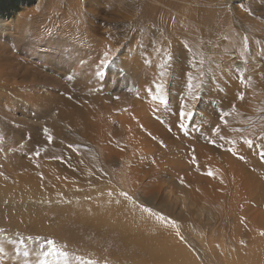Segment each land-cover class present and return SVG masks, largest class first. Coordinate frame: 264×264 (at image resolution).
Wrapping results in <instances>:
<instances>
[{
	"label": "rangeland",
	"instance_id": "rangeland-1",
	"mask_svg": "<svg viewBox=\"0 0 264 264\" xmlns=\"http://www.w3.org/2000/svg\"><path fill=\"white\" fill-rule=\"evenodd\" d=\"M3 1L0 0V58L5 69L0 70V188L4 193L0 194V264H225L227 258L222 252L228 251L244 264L249 250L261 248L263 237L256 235L260 239L250 237L248 243H243L238 235L249 228L255 231L246 219L250 212L264 211V201H252L254 209L236 211L218 224L215 217L208 218L194 207H186L180 199L186 193L185 187L177 182L188 181L181 176V162L194 154L207 156L212 140L222 146L219 141L236 132L249 141L248 149L253 148L251 142H256L253 150L257 148V152H248L250 161L246 165L253 167V160L258 163V171L264 168V89L252 84L264 81V66L254 69L233 56L225 60L219 50V33L207 30L201 35L197 25L183 29L173 25L176 18L190 19L184 9L169 12L174 19L165 22L160 19L158 0H136L140 10L151 6L154 21L146 14L137 17L128 8L127 15L132 16L118 28L105 24L101 5L96 3L97 14H88L89 25H93L92 31L87 30L91 34L88 38H76L63 31L50 34V23L68 16L67 8L60 11L52 4L39 15L29 17L30 28L16 34L17 21L12 14L32 10L37 1ZM195 1L191 3L199 4L194 8L200 13H193L192 19L197 15L213 17V9L221 0ZM244 1L233 0L232 5H242ZM250 6L255 9L249 5L244 10L249 12ZM259 12L254 10L253 15L263 19ZM180 13L185 14L181 16L184 19L179 18ZM81 14L85 15L79 11ZM108 33L115 38H108ZM104 52L108 53L102 66L105 76L97 77L94 72L105 61ZM161 79L165 88L156 83L153 90V82ZM235 93L239 102L232 97ZM153 119L168 132V144L154 132L146 133L148 140H140L139 128L146 129ZM132 130L136 134H131ZM151 139L159 140V151H169L180 164L172 156H160L170 160L169 169L174 171L161 173L151 183H141L142 170L139 174L133 172L128 162L135 151L147 152L152 161L156 157L155 165L159 167L161 153L157 156L148 150ZM187 172L191 176V168ZM108 194L120 195L149 212L164 225L169 238H175L185 248L184 255L168 253L167 243V247L161 243L162 238L165 241L162 235L145 236L140 230L124 229L111 223L110 218L92 217L76 208ZM208 242L212 244L210 255L205 253Z\"/></svg>",
	"mask_w": 264,
	"mask_h": 264
},
{
	"label": "bare ground",
	"instance_id": "bare-ground-1",
	"mask_svg": "<svg viewBox=\"0 0 264 264\" xmlns=\"http://www.w3.org/2000/svg\"><path fill=\"white\" fill-rule=\"evenodd\" d=\"M7 1L8 0H4L3 4H5ZM36 1H37L36 5L33 7V9L31 8L32 10H30V8H26V9H23L18 14H12V16H14V20L17 21V23L15 24V33L16 34H19L21 32V30L25 31V30H27V28L29 29L30 28V24H29L30 20L28 18L31 16H34V15H36V16L39 15L40 13H42V9H45L47 6H49L51 4H52V6H54L56 9H58L60 11H62L64 8H67L68 11H66L67 12L66 14L68 16H67V18H64V19L60 18L61 20L57 19L56 21H52V23H50V25L48 26L50 28L48 32L50 34H53L55 32L60 33L63 31L67 35L69 34V36H71V35L73 37L78 36L79 38L91 37V34H89L87 30L92 31L93 29L91 30V27H93V25H89L91 22L89 20L90 17L88 16V14L89 15L92 13L97 14L96 3H98V2L101 5V13L100 14H101V17L103 18L102 20L105 22V24H106V22L111 23L112 28L121 27L122 25H124L127 22L128 17L131 14V13H128V15H127V9L128 8L129 9L132 8V14H137V17L141 16V14L142 15L146 14L147 16L150 15L151 19L153 21H154V17H155V16H153L154 10H152L151 6L149 7L150 9L149 8L147 9L149 11H147V10L143 11L142 9L141 10L139 9V7L137 6V3H139L138 2L139 0L138 1H136V0H36ZM198 1H202V0H198ZM158 2L160 5V6L158 5L160 8L159 14L161 16V17L160 16H158V17H160V19L164 20L165 22H168L170 20L172 21L173 16H171L172 14L169 12H173V11L179 12L180 9H184L189 14V15H187V17L190 16L189 17L190 19L188 20V18H187L186 21H184V20H179V19L177 20V18H176V20H174L175 22L173 21L174 22L173 25L180 26V27L182 26V29H183V27H190L191 25H193V26L197 25L201 29L200 30L201 35L205 34V31L207 32V30H209L211 33H214L213 31H215L216 33H219V36H220L219 38L221 40V42L219 44V50H220L221 55L224 56L225 60H228L230 58V56H233L234 59H241V60H243L242 61L243 63L248 64V65L246 64L248 67L250 66L254 69H258L259 67L264 66V17H263V19H259V17H257V16L255 17L253 15L254 10H259L260 12L258 14H262L264 16V0H245L242 5H235V6L232 5L233 0H221L220 2L218 1L219 4L216 5L217 8L213 9V17H201L200 15H197L196 16L197 19H192V16H193L192 14L193 13H200L198 11V8L197 9L194 8L195 5H199V4H197V3L193 4V3H191V0H158ZM193 2L195 3L197 1L193 0ZM135 3H136V5H134ZM156 3H157V1H156ZM118 4H121V6L116 8ZM145 5H147V4H145ZM202 5L204 6V4H202ZM249 5H253L255 7V9L250 6L249 12H247V10L245 11L244 8H246ZM145 7H147V6H145ZM234 7H235V10L233 9ZM34 8H36V9L34 10ZM155 8L158 9L157 6ZM231 9H233V10H231ZM79 11H83L87 17L83 14L78 15ZM206 12H208V11H206ZM184 13L186 14V12H184ZM132 14L130 16H132ZM157 14H154V15H157ZM185 14H183V13L178 14L180 16L179 18L184 19V18H181V16H183V15L185 16ZM63 16H65V15H63ZM59 17H61V16H59ZM144 20H145V18H144ZM157 20L160 21L159 19H157ZM198 20H199V23L197 22ZM164 21H163V23H164ZM83 22H87V23L84 25ZM155 23H156V21H155ZM74 24L79 25V27L77 28V26ZM214 29H216V30L218 29V31H216ZM244 29H247L248 32L245 33ZM196 31L198 32V30H196ZM9 32H10V30H9ZM179 32H181V31H179ZM187 32H189V31H187ZM106 35H108V38L111 37V33H108ZM208 36H212V35H208ZM73 37H71V38H73ZM78 37H76V38H78ZM111 38L113 39L115 37H111ZM91 39L92 38H90V40ZM73 47H74V45H73ZM1 60L2 59L0 58V70H5V69H3ZM18 66H16V67H18ZM20 66L22 67V65H20ZM237 73H241V72L237 71ZM252 84H254V86H256L257 88L264 89V81H252ZM232 97L236 98L237 101L239 100V97L236 93L233 94ZM232 102H233V100H232ZM238 102H236V103H238ZM239 112H240V110H239ZM232 121H230V123ZM260 123L261 122H259V124ZM165 124H166V122H165ZM259 124H258V126H259ZM261 124H260V127L262 126ZM159 125H161V122L154 120L153 122H151V125H149L150 127L148 126V127H146V129H144L145 127L144 128L142 127L144 130L139 128L138 133H139V135L142 134L140 137V140H142L143 138L148 140L149 137L146 133L154 132L155 135L157 134V135H160L159 137L164 138L165 143H167L168 139L166 140L165 136H168V132L166 130H164L163 128L161 130L158 127ZM258 126H257V128H258ZM220 128H218V129L221 131ZM227 128H228V126H227ZM218 131H216V132L218 133ZM133 133L136 134V131L132 130L131 134H133ZM220 134L222 135V132ZM238 135H240V134H238L237 132L233 133V136L231 133V137L229 135L228 139H225L226 138V135H225L224 140L222 139V141H219L222 143V146L217 141L212 140L210 143L211 146L209 149V154L207 156H203L204 154L202 156L194 154L190 160H188V161L185 160V161L181 162L183 166L180 163H178L180 161L173 159V155L170 154L169 151H167V152H165V150L164 151L160 150L162 152L159 151V146H160L159 140H152L151 139L150 142L147 144V146L149 147V149L148 148L147 149L150 150V152L152 154L157 155V156L161 153V155L158 156L159 158H160V156H167V157L172 156V159L176 163H178V165L180 164L179 168L180 167L183 168L184 173L181 174V176L186 178L188 181H191V183H192L190 185L187 183L188 181L185 182V180L184 181L178 180V182H177L179 185L181 184V186L185 187L184 189H185L186 193L184 195H181L180 199H182V202L186 205V207L187 208L194 207V209L196 210V212L198 214L205 215L208 218L215 217L216 218L215 222L218 224H222L224 222V220H228L231 217H233L236 214L235 213L236 211H240L241 213H243L242 211L246 207L248 208V210L254 209L253 207L255 206V204H253L252 201H264V168L261 169L260 168L261 166H260L259 167L260 169L258 171L256 168V165L258 163H255L256 161L254 162L253 160H251V162L254 164L253 167L246 165L247 161L248 162L250 161V158L248 156V152L252 153L253 151H255L257 149L256 148L255 150H253L255 148L256 142H251L253 148L251 147L252 149L250 150V149H248L249 141L245 140V136L243 137L244 138L243 139V138H240ZM259 135L261 136V134H259ZM262 136H263V134H262ZM259 138H261V137H259ZM259 138H257L258 142H259ZM263 138H264V136H263ZM214 139H216V138H214ZM246 139H248V138H246ZM251 141H252V139H251ZM259 143H261V142H259ZM164 145H166V144H164ZM203 147L205 148V146H203ZM204 150H206V149H204ZM198 151H199L198 153H200V151L202 152V150H198ZM139 152L135 151L136 154H133V157H132V159L131 158L129 159L128 164L132 167L130 169H132L133 172H135L137 174L141 173V170H142L143 173L141 176L142 177V181H140L141 183L142 182L151 183V182L155 181L158 176L160 177V175H162L161 173H163L165 171L166 172L174 171L172 169H169L170 160L168 158H160V163L162 164V165L159 164V167H161V169H160L158 166L155 165L156 161H157L156 157L153 158L154 160L152 161V159H149L148 156L145 154L147 152H145L144 154H140ZM150 152H149V154H150ZM255 152H257V151H255ZM186 154H188V153H186ZM175 155H176V153H175ZM188 155H186V156H188ZM137 160H138V162L134 163ZM131 163H133V165H131ZM136 167H138V169H136ZM203 167H204V169H203ZM134 168L136 169V171ZM187 168H191V176L188 174ZM157 169H159V170H157ZM199 169H200V171H199ZM166 172L164 175H166ZM181 172H182V170H181ZM170 174H172V173H170ZM169 178H171V177H169ZM125 180H126L125 182L128 183L127 179H125ZM136 180H137V182H139V179H135V177H134L133 181H136ZM140 180H141V178H140ZM137 182H135V183H137ZM138 184H140V183H138ZM144 186L146 187V185H144ZM186 187H189V188L192 187L193 189L187 190ZM124 189H125V187H124ZM136 189H134V191H136ZM122 190L123 189H121V191ZM139 190H140V187H139ZM127 191H128V189H127ZM123 192H124V190H123ZM3 193L4 192L0 188V194H3ZM132 195H134V194H132ZM137 200H138V198H137ZM248 201H250V203L247 205ZM146 202H148V201H146ZM152 204H153V201H152ZM78 207H79L80 211H82V212H84V213H86L92 217H98V218L104 217L107 220L110 218L109 221L111 223L116 222L120 226H123L124 229L140 230L143 232V234L145 236H148V234H153L155 236L156 235L157 236L162 235V237L165 238V241L162 242L163 238L161 237L162 238L161 243L164 245H165V243H167V246L169 248V249L167 248L168 253H169V251L175 252L176 256H177L176 253H179L180 255L181 254L184 255V253H185V248H183L181 246V244L179 242H177V240L175 238H171V239L169 238L170 234L168 233V231L166 230V228L164 227V225L161 222H159L149 212L142 210V209H139L138 207H136L135 205H133L132 203H130L128 200H126L124 197H122L120 195L108 194V195L101 196V197L95 199L94 201H92L89 204H85V206L83 203L80 204L79 206H76L77 209H78ZM148 209H149V207H148ZM241 216H243V215H241ZM248 216H249V220L248 219H246V220L251 224L252 228L255 229V231H249L250 228L248 229L247 232H241L240 231L238 238L243 243H248L250 241V237L260 239L258 237H255L256 235L264 238V211H261V209H260V211L257 213L253 212V214H252V212H250ZM246 224H248V223H246ZM116 226H118V225H116ZM247 227H248V225H247ZM145 236H143L144 239H145ZM138 240L141 241L142 239L140 238ZM199 243L203 246L205 245L203 240H201ZM162 244H160V245H162ZM260 245H261V242H259L257 244V246H260ZM146 246H144V247H146ZM151 249H152V247H151ZM205 253H207L209 255L213 254L211 242H208L206 244ZM222 253H223L224 257L227 258V259H224L225 264H235V263L240 264V260L234 256L233 252L228 251L226 253H224V252H222ZM252 253H254V254L252 255ZM172 255H174V254H172ZM263 255H264V239H263L261 248H259L256 252H254L253 249L249 250V254L247 256H245L244 264H247V263L248 264H264ZM162 256H164V255H162ZM172 258H173V256H172ZM181 259H183V257ZM178 260H180V259H178ZM241 263H243V262H241Z\"/></svg>",
	"mask_w": 264,
	"mask_h": 264
},
{
	"label": "snow or ice",
	"instance_id": "snow-or-ice-1",
	"mask_svg": "<svg viewBox=\"0 0 264 264\" xmlns=\"http://www.w3.org/2000/svg\"><path fill=\"white\" fill-rule=\"evenodd\" d=\"M53 35H54V33H53ZM107 55H108V53L106 52V53H105V61L100 62V66H101V67H99V68H97V69L95 70V72H94L95 76H97V77H103V76H105V73H104V71L102 70V66H103V63L106 62V60H107ZM66 72H67V71H66ZM160 75H161V77H163V75H165V73L162 72V73H160ZM156 83H162V84H163V87L165 88V82L161 79L160 81H154V82H153V85H152L153 90H154V86H155ZM169 99H170V98H169ZM198 100H199V99L196 100V104L193 105V108H195V107L197 106Z\"/></svg>",
	"mask_w": 264,
	"mask_h": 264
}]
</instances>
